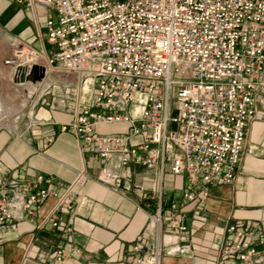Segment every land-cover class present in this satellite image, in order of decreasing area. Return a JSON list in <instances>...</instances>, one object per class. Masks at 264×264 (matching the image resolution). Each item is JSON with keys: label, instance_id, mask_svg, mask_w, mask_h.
<instances>
[{"label": "built area", "instance_id": "built-area-1", "mask_svg": "<svg viewBox=\"0 0 264 264\" xmlns=\"http://www.w3.org/2000/svg\"><path fill=\"white\" fill-rule=\"evenodd\" d=\"M18 1L49 8L42 35L47 50L14 42L16 60L26 55L27 75L36 70L40 83L50 67L77 75L80 93L92 94L63 130L71 128L105 164L117 156L123 171L132 161L159 167L151 192L157 209L147 211L156 238L136 261L164 264V246L190 231L185 211L163 210L166 169L186 174L184 199L203 204L211 185L232 183L247 126L260 112L264 119V0ZM101 124L124 127L103 132ZM90 178L130 196L121 186L123 174L107 166L94 176L78 172L72 187ZM42 181L39 176L33 190L0 198V225L33 214L53 194L39 187ZM132 189L146 186L135 182ZM259 245L260 224L236 228L234 238L213 247L216 264H264ZM65 256L60 247L55 264Z\"/></svg>", "mask_w": 264, "mask_h": 264}, {"label": "crops", "instance_id": "crops-1", "mask_svg": "<svg viewBox=\"0 0 264 264\" xmlns=\"http://www.w3.org/2000/svg\"><path fill=\"white\" fill-rule=\"evenodd\" d=\"M48 14L49 8L44 5L0 0V48L22 41L47 50L42 35ZM9 54L0 53V63L12 68L7 74L0 71V99L4 104L0 112V198L25 187L33 190L39 176H43L39 187L50 188L53 194L33 214L0 225V264H55L60 247L66 249L60 264H139L136 257L147 251L156 238L147 211L157 209L158 200L151 192L159 180V167L150 169L132 161L123 171L117 156L105 164L71 128L63 130V125L81 109L80 102H91L92 94H81L78 89L79 77L48 71L40 83L34 81V75L21 82L18 67L22 62L8 58ZM4 81L12 94L4 88ZM24 90L29 93L22 99ZM123 127L99 125L103 132ZM104 166L123 174L121 186L130 188L129 197L94 178L72 187L78 172L85 170L94 176ZM135 182L145 184L146 190H133ZM186 183V174L175 175L166 169L163 210L185 211L190 231L180 233L164 246V264H216L213 247L234 238L239 227L260 224L264 235L261 112L247 126L232 183L211 185L210 196L203 204L184 199ZM259 250L264 257V246L259 245Z\"/></svg>", "mask_w": 264, "mask_h": 264}, {"label": "rangeland", "instance_id": "rangeland-1", "mask_svg": "<svg viewBox=\"0 0 264 264\" xmlns=\"http://www.w3.org/2000/svg\"><path fill=\"white\" fill-rule=\"evenodd\" d=\"M6 51L10 53L9 56H7L8 58L12 57V59H16L15 56H14V53H13L14 52L13 46H6L5 48H0V53L6 52ZM11 70H12V68L10 67V65H3L2 63H0V71L2 73L7 74V72H9ZM50 70L51 69L49 68V71ZM55 74H60L61 76H66L67 75L66 73H62V72L60 73V71H58V73L55 72ZM74 77H76V76H74ZM3 86H4V88L6 89V91L8 93L12 94L11 88H10L8 82L4 81V85Z\"/></svg>", "mask_w": 264, "mask_h": 264}, {"label": "water", "instance_id": "water-1", "mask_svg": "<svg viewBox=\"0 0 264 264\" xmlns=\"http://www.w3.org/2000/svg\"><path fill=\"white\" fill-rule=\"evenodd\" d=\"M36 69V68H35ZM18 72H19V79L21 81H25L26 79H29V76L27 75V68L21 66L18 67ZM44 74L41 73L39 77H42ZM38 78V75L36 74V70H34V79Z\"/></svg>", "mask_w": 264, "mask_h": 264}, {"label": "bare ground", "instance_id": "bare-ground-1", "mask_svg": "<svg viewBox=\"0 0 264 264\" xmlns=\"http://www.w3.org/2000/svg\"><path fill=\"white\" fill-rule=\"evenodd\" d=\"M19 58H21L22 64L26 63V61H27L26 55L21 54V55H19ZM46 59H47L46 55H43L42 58H40V61L46 63ZM49 68L50 67H48V69ZM3 107H4L3 100L0 99V112L3 111Z\"/></svg>", "mask_w": 264, "mask_h": 264}]
</instances>
